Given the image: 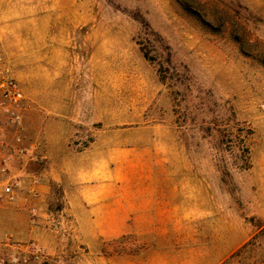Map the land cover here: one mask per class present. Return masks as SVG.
Instances as JSON below:
<instances>
[{"label":"rangeland","instance_id":"obj_1","mask_svg":"<svg viewBox=\"0 0 264 264\" xmlns=\"http://www.w3.org/2000/svg\"><path fill=\"white\" fill-rule=\"evenodd\" d=\"M0 51L26 97L0 264H264V0H0ZM108 176L158 182L163 219L68 197Z\"/></svg>","mask_w":264,"mask_h":264},{"label":"crops","instance_id":"obj_2","mask_svg":"<svg viewBox=\"0 0 264 264\" xmlns=\"http://www.w3.org/2000/svg\"><path fill=\"white\" fill-rule=\"evenodd\" d=\"M108 181L102 185H85L76 187L74 193H69L70 200L81 201L82 206L91 213L93 221L115 222L117 220H159L163 219L159 204L155 203L162 195L158 182H141L139 185L124 184L123 200L116 199L115 176H108ZM140 214L139 217L135 216ZM110 231V228H108Z\"/></svg>","mask_w":264,"mask_h":264},{"label":"built area","instance_id":"obj_3","mask_svg":"<svg viewBox=\"0 0 264 264\" xmlns=\"http://www.w3.org/2000/svg\"><path fill=\"white\" fill-rule=\"evenodd\" d=\"M26 97L17 80L4 65L0 51V176H6L9 171L11 159H22L24 126V107ZM11 132L12 139L9 140ZM18 183L7 184L0 192L14 198ZM12 264V262H8Z\"/></svg>","mask_w":264,"mask_h":264}]
</instances>
